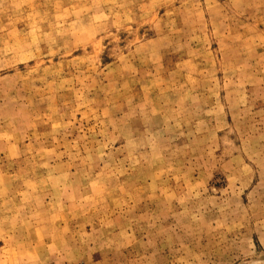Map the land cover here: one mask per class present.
<instances>
[{
    "label": "rangeland",
    "instance_id": "374dc122",
    "mask_svg": "<svg viewBox=\"0 0 264 264\" xmlns=\"http://www.w3.org/2000/svg\"><path fill=\"white\" fill-rule=\"evenodd\" d=\"M0 264H264V0H0Z\"/></svg>",
    "mask_w": 264,
    "mask_h": 264
}]
</instances>
